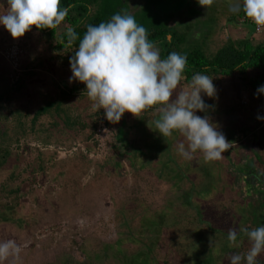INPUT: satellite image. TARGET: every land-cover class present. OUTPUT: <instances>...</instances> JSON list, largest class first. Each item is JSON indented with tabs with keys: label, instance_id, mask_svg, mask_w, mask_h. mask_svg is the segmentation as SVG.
I'll return each mask as SVG.
<instances>
[{
	"label": "rangeland",
	"instance_id": "374dc122",
	"mask_svg": "<svg viewBox=\"0 0 264 264\" xmlns=\"http://www.w3.org/2000/svg\"><path fill=\"white\" fill-rule=\"evenodd\" d=\"M141 1L146 2H143L144 7L134 13L138 24H141L140 20L145 14L150 15L149 11L154 14L157 11L159 14L162 13V16H165L166 11L171 12L173 21L190 18L183 12L177 11H179L178 6H187L186 12H191V0ZM157 1H160L158 9L155 8ZM129 11L133 12V9ZM186 34H189L190 45V26ZM213 99L208 97V101H205L206 105H210ZM229 106L234 107L231 108V112L229 108L225 110L226 113L229 112V116L223 114L222 117H215L217 121L214 122L213 119L211 122L220 132L230 128V136L235 138L236 128L243 126L242 123H246L247 120L244 114L235 111L233 102ZM235 113L237 115H234ZM239 115L240 117L236 118ZM93 120L91 119V123ZM235 122L238 123L237 126L234 125ZM112 131L115 135L114 128ZM171 140L168 138L164 142L167 154L165 160L163 161L164 157H162V163L159 164L162 168L157 167V175L159 173L163 181L149 180L150 175L146 176V172L141 170L135 177L131 174L129 161H125L123 165L130 173L125 179L120 177L117 185L114 183L118 177L105 180L100 174L98 167L103 161L92 160L91 164L83 161L85 159L91 161L83 150L72 156L54 152L58 146L68 149L71 144L55 143L51 147L31 137L22 140L17 146L19 149H15L16 156L11 158L0 173V185L15 172L17 175L15 183H21L28 191L22 197L24 207L23 213L21 212L28 215L27 223L19 227L15 223L0 220V242L13 240L21 248L19 258L10 257L5 264H140L144 259H152L149 256L150 247L154 248L153 252L158 250L161 253L156 256L155 264H163L166 260L163 257V249L170 242L171 237H177L181 247L175 246L172 249L167 258L169 264H192L195 262L194 259H199V253L198 257L196 253L205 249L216 256L215 264H224L221 256L226 247L234 248L239 245L236 242L229 246L227 233L230 228L254 229L264 226V201H261L264 196V161L248 159V161H239V164L226 157L208 163L192 161L191 165H183V161H174L179 154L171 151L173 146ZM179 140L182 142L184 138L180 135ZM77 141L87 142L82 138ZM250 150L256 156V151ZM226 152L224 151L222 157ZM76 157L80 159L75 160ZM41 167H44V171H40ZM229 168L233 175L237 173L240 175L227 174ZM243 174H250L253 180H257L255 177L260 176L263 180L258 179L256 188L252 187V183L246 188L239 180L246 177ZM173 177L176 178L175 185L168 180ZM191 180L198 184L191 188ZM245 180L247 181L246 178ZM130 181L134 185L133 188L128 189ZM242 185L246 190L240 188ZM213 189L215 191H211ZM196 190L200 197L198 199L195 195L196 199L193 197L191 201V196ZM216 201L217 203L220 201V205L216 204V208L212 209L210 206ZM164 203L167 208L161 211H167L166 220L162 223L160 219L157 224L155 218L163 214L157 210ZM199 204L205 207L201 206L199 210L205 211L206 218L211 220H208V224L207 221L201 223V217L196 218L201 227V234L197 235L199 227H191V215L188 213L191 211V205L198 209ZM212 211L213 213H210ZM212 220L217 221L210 224ZM136 239L138 243L135 242ZM249 247L247 241L245 249L240 253H245ZM187 248L188 252L183 253ZM142 249L143 252L137 256L127 257L128 250L137 252Z\"/></svg>",
	"mask_w": 264,
	"mask_h": 264
},
{
	"label": "crops",
	"instance_id": "0c3cea01",
	"mask_svg": "<svg viewBox=\"0 0 264 264\" xmlns=\"http://www.w3.org/2000/svg\"><path fill=\"white\" fill-rule=\"evenodd\" d=\"M143 2L145 1L123 0L125 11L133 9L134 12L132 13H136L144 7ZM159 2L155 3V8L157 9L160 7L158 5ZM234 2L235 0H214L206 8L200 5L198 0H191V18L173 21V16H171L168 19V24L170 28L178 29L179 31H184L187 28L185 32L188 31V27L190 26L191 44L189 45L188 34L184 47L186 49L200 47L208 56L215 55L225 46L243 48L247 43H250L249 45L254 47L263 46L264 29L260 33L257 30L254 31L252 26H250L253 22L242 11L238 14L231 12V4ZM6 6V0H0V14L4 13ZM186 7L178 6L179 11L177 12H183L186 16H190V12L185 13ZM196 9L198 11H195ZM165 14L166 16H169V14L173 15L168 11ZM145 16H148V14H145ZM70 30H73L71 25L62 23L56 28L53 40L49 42V39H51L47 35L49 32H42L35 28V26H33L32 31L27 32L19 39L13 38L5 27L0 26V87L5 86L6 82L10 83L12 92L16 93L14 95L11 92L12 98L15 101L13 102L21 111L25 108L32 111L31 119L39 111L41 105L44 109H48L43 117H41L42 119L35 124L36 134L30 136L35 141L47 143L48 146L55 143L69 145L79 138L87 139L91 135V119L93 120L97 114V111H93L91 108V102L85 92L86 85L79 81L74 83L69 82V78L72 76L69 61L76 47H73V45L72 47H63L62 49H60L61 47L57 48L59 47L57 45L63 43L64 37L68 35ZM15 41H20L24 48L18 71L9 65L3 55L4 50ZM154 44L158 48L161 46L160 42ZM160 51L162 56V46ZM247 75L256 78L258 73L250 68L247 71ZM218 79L219 83L215 85V88L218 86L216 88V96L213 97V101L208 105L209 111L199 112L202 114L197 115L201 117L207 116L212 122L215 117H222L223 114L227 117L229 116V112H231V108H234L233 106H229L233 102L235 104V111L244 114L247 121L246 123H242L243 126L236 128L237 135H235V138L230 136V128L221 131L231 144L225 150L227 151L226 155L222 158L229 157L237 163L239 161H248V159L252 161H264V121L257 119L259 115L257 106L260 101V96L259 98L256 96L257 90L253 89L249 81L247 82L244 75H241L238 71H235L230 76L221 74L218 76ZM187 85L181 83L180 86L186 88ZM207 98L205 95L203 97L204 101ZM228 108L229 112L226 113L225 110ZM237 113L234 115H237ZM67 115H70L74 119L81 116L85 121L87 118L86 122L90 126L87 129H83L77 125L70 129V124L60 119V117H66ZM159 115V112L155 108L145 111L139 117L126 112L118 124L112 123L114 128L117 129V135H115L116 137L109 144V154L106 160L99 163L98 168L103 179L112 180V178L118 177L114 183V185H117L120 177L125 179L130 173L123 165L125 161H129L128 165L132 169L131 174L135 177L141 170L146 172V176L150 175L149 180H154L155 182L163 181L159 173L157 175V167L162 168V165H159L162 163V157H164L163 161L165 160L167 150L164 142L166 140L158 132L154 131L155 120L159 118ZM239 117L240 115L236 118ZM51 122H53V126ZM234 125L237 126L238 123ZM179 137L180 134L178 132L170 137L173 144L171 151L175 154L177 153V144L180 142ZM141 143L143 146H141ZM247 148L255 150L256 156ZM79 157H76L75 160L80 159ZM194 157V160L188 161L178 155L174 161H183V165H191L192 161H205L202 153L198 152L194 154ZM81 159L84 158L81 157ZM83 161H86L88 164L92 163V160L85 159ZM135 161L139 162L136 163ZM170 161L172 160L170 159ZM241 169L243 170L242 167ZM228 173L231 176L240 175L239 173L233 175L230 168L227 171ZM168 180L175 185V177ZM237 182L239 181L237 180ZM133 185L130 181V187L127 188H133ZM240 188L243 190V185ZM211 191H215V189ZM213 204L210 207L215 209L216 204L220 205V201L218 203L217 201L216 203L213 202ZM213 211L210 213H213Z\"/></svg>",
	"mask_w": 264,
	"mask_h": 264
},
{
	"label": "clouds",
	"instance_id": "9594fccd",
	"mask_svg": "<svg viewBox=\"0 0 264 264\" xmlns=\"http://www.w3.org/2000/svg\"><path fill=\"white\" fill-rule=\"evenodd\" d=\"M213 2L198 0L205 7ZM61 3L62 0H6L0 26L15 39L32 31L33 26L56 29L70 11L69 7H61ZM230 11L234 14L242 11L258 28L264 27V0H235ZM76 41H79L78 47L69 61L72 72L69 82L85 84L92 110H104L111 135L108 144L117 135L113 124H118L126 112L139 117L155 108L160 115L155 120L154 131L165 140L178 132L184 138L177 145L183 159L192 160L199 152L207 162L219 160L231 146L207 116L197 115L209 107L203 97L216 96L214 79L196 73L186 88L180 87L185 79L187 56L172 51L166 58L162 57L160 49L149 40L147 29L133 15L117 13L98 25L89 24L82 38L70 30L64 47H72ZM261 94H264V85L257 89V98ZM257 119L264 121V116L258 115ZM95 129L86 139L87 144L94 137ZM88 150L84 153L88 154ZM241 233L246 235L250 247L245 253L230 255L229 264H259L258 258L264 254V226L252 230L230 228L227 233L230 247L236 244ZM20 253L21 248L15 241L0 242V264H5L10 257L19 258Z\"/></svg>",
	"mask_w": 264,
	"mask_h": 264
},
{
	"label": "trees",
	"instance_id": "16d2710c",
	"mask_svg": "<svg viewBox=\"0 0 264 264\" xmlns=\"http://www.w3.org/2000/svg\"><path fill=\"white\" fill-rule=\"evenodd\" d=\"M124 5L125 4H123V0H62L61 7L70 8L69 14L63 23L71 25L73 28L72 31L76 32L82 38L89 24L98 25L102 21L109 20L114 14L117 13H121V14L127 13L134 16L135 15L134 13L130 11H125L126 9L124 8ZM195 11L198 10L196 9ZM149 13L150 15L145 16L140 20L141 21L140 25L144 26L147 29L150 41H152L153 43L156 42L161 43V46L163 48L162 57L166 58L167 55L172 51H176L178 53L187 56L185 79L182 81V84L185 85L189 84L191 81V77L194 74L203 73L213 78L214 85H217L219 83L218 82L219 75L224 74L230 76L235 71H238L241 73V75L242 74L244 75L245 79L247 80V82L249 81L253 89L257 90L261 85H264V45L259 47H254L252 45H249L250 43H247L243 48L225 46L222 49H220L218 53H216L215 55L208 56L200 47L193 49H191V47L188 49L184 47L187 40L186 38L187 32L170 28L168 24V19L171 17L170 14L169 16H166V14L164 13L165 16H162L161 15L162 13L159 14L157 11L155 12L156 14L158 13L157 15L154 14V12L152 11H149ZM39 30L46 33L49 32V34H47L51 38L49 39V42L53 40V37L56 33L55 32L56 29L46 28ZM67 39H68V35L64 37L63 43H61V45H57L59 47L57 46L56 47L57 48L61 47L60 49H62L66 44ZM78 43L79 41H76L73 47H78ZM250 68L254 69V71H257L258 75L256 78H252L247 75V71ZM9 84L10 83L6 82L5 86L0 87V173L3 171L5 166L10 162L11 158L16 156L15 149H19V147L17 146L20 144V142L36 134L35 124L37 123V121L42 119L41 117H43V115L48 110L46 108L44 109V107L41 105L39 111H37L36 114H34L33 118L31 119L30 116L32 115V111H29L27 108L21 111L16 107L14 103L15 101L12 98V93L14 92H12L11 85ZM15 94L16 93H14V95ZM99 114L100 111H98L96 116L93 118L94 120L92 122L90 132L96 128L99 119ZM54 119L56 120V118ZM60 119L64 122H68L70 124L69 125L70 129H72L73 126H77V125H79V127L83 129H87L90 126L85 121V119H82L81 116L75 117L74 119L73 117H70V115H67L66 117H62V118L60 117ZM51 124L53 126V122H51ZM54 152L57 153V150H55ZM40 171H44V167H41ZM16 178L17 175L15 172H13L11 176L8 177V179H5L3 182H1L0 220L12 224L15 223L19 225V227H21L25 223H27L28 220L27 219L28 215L22 214L23 213L22 208L24 207V202L22 197L26 195L28 191H26V189L23 188V185L21 183L18 182L15 183ZM248 181L251 182L252 179L249 177ZM195 184L198 183L192 182L191 188ZM196 192L197 190L192 194L191 201L193 197L195 198L198 196L199 199L200 194H197ZM199 206H197L198 209H196L195 206L191 205V211L189 212L187 210V213L189 212L188 214L191 215V227L192 228L199 227L196 233L197 235L201 234V230H200L201 227L200 225H198V221H196V218L201 217L202 219L200 220L201 223L205 221H207L208 223L209 222L208 220H211L209 218H206L205 211L199 210L201 206L202 208L204 207L203 204H201L200 207ZM165 208H167V205L165 203L158 208L157 211H159V213L163 212V214L162 215L159 214V216L155 218V220H157V224H159L160 219L162 223L166 220L165 214H167V211H161L162 209ZM19 214L21 216H19ZM216 221L212 220V223L210 224H213ZM192 223L194 224L192 225ZM246 229L252 230L250 227H246ZM204 232L205 231L203 230V234ZM240 235L241 238L239 236L237 241L239 245L235 246L234 248L226 247L225 251L223 252V255L221 256V260L225 262L224 264H229L230 255L236 252L240 253L242 250L245 249L246 242L248 241L247 237L245 234L243 235L240 234ZM135 242L138 243V239H136ZM175 246L179 248L181 247V243H179L177 237H171L170 242L167 243V245H165L163 249L164 250L163 257L166 259L164 260L163 264H169L167 258ZM193 247L195 246L193 245ZM149 250H151L149 256H151L152 259L150 260L144 259L143 262H141L140 264H155V262L157 261L156 256L161 255V253L158 252V250L156 252H153L154 248L152 247H150ZM188 250L189 249L187 248V251L185 250L183 251V253H187ZM128 251H129V255H127V257L128 256L134 257L142 253L143 249L137 252L136 251L132 252L130 250ZM198 253H199V259L197 260L194 259L195 262L192 264H199V263L215 264L216 256L213 255V253L210 252V250L209 251H206V249L200 250L196 253V257H198ZM200 254L202 256H200ZM258 261L259 264H264V254H262L258 258Z\"/></svg>",
	"mask_w": 264,
	"mask_h": 264
},
{
	"label": "built area",
	"instance_id": "2783aa9c",
	"mask_svg": "<svg viewBox=\"0 0 264 264\" xmlns=\"http://www.w3.org/2000/svg\"><path fill=\"white\" fill-rule=\"evenodd\" d=\"M264 27H257V32H262ZM24 53L21 42L16 41L9 45L4 51L5 59L11 64L14 70H19V65ZM258 114L264 116V94L260 95V101L257 106ZM111 140V135L109 132V121L104 116V110H100L99 119L97 127L95 129L94 137L87 143L77 142L67 148L57 147L58 153H62L65 156H72L79 150L86 151L88 146H91L88 150V156L94 160H104L109 154V142ZM53 147V145H51Z\"/></svg>",
	"mask_w": 264,
	"mask_h": 264
},
{
	"label": "flooded vegetation",
	"instance_id": "af4514ba",
	"mask_svg": "<svg viewBox=\"0 0 264 264\" xmlns=\"http://www.w3.org/2000/svg\"><path fill=\"white\" fill-rule=\"evenodd\" d=\"M190 18H191V12H190ZM245 176H246L247 182L250 183V184L252 183V185H253L252 187H255V188H256V185H257V183H258V178H259L260 176H259V177H255V176H253V177H255L257 180H253V179H252L251 182L248 181V179H249V177H250V174H247V175H245ZM259 181H261V180L259 179ZM241 182L244 184V187L249 188V185H248L244 180H242ZM260 186H261V185H260ZM262 186H263V185H262ZM243 190H246V189L243 188ZM263 197H264V196H263ZM263 197L261 198V201H264ZM262 199H263V200H262Z\"/></svg>",
	"mask_w": 264,
	"mask_h": 264
},
{
	"label": "water",
	"instance_id": "95a60500",
	"mask_svg": "<svg viewBox=\"0 0 264 264\" xmlns=\"http://www.w3.org/2000/svg\"><path fill=\"white\" fill-rule=\"evenodd\" d=\"M250 26H252V29L255 31L256 29H257V26L256 25H254V23H252V24H250ZM262 179V178H261ZM263 180V179H262ZM261 180V181H262Z\"/></svg>",
	"mask_w": 264,
	"mask_h": 264
}]
</instances>
